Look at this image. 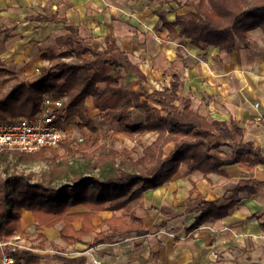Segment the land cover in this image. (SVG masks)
<instances>
[{
  "label": "trees",
  "instance_id": "obj_1",
  "mask_svg": "<svg viewBox=\"0 0 264 264\" xmlns=\"http://www.w3.org/2000/svg\"><path fill=\"white\" fill-rule=\"evenodd\" d=\"M178 5L192 11L186 17L177 16L174 24L164 25L196 47L205 45L231 54L238 43L249 47L251 31L264 30V0H186ZM39 20L62 23L67 35L43 55L49 65L36 80L0 65V123L39 114L45 98L50 97L63 102L57 122L67 124L75 119L81 135L65 137L58 148L35 154L0 153V242L26 238L22 229L25 211L32 212L39 230L63 223L61 238L66 242L90 235L99 213L124 211L123 216L114 215L106 222L108 229L97 236L96 245L140 226L133 212L144 193L168 182L183 165L207 176L226 166L240 165L253 171L264 163L262 150L245 141L243 123L210 120L198 114L190 101L179 96L177 77L170 86L152 93L125 88L122 81L126 77L133 76L141 83L146 77L111 38L105 39L104 48L95 49L67 19L52 16ZM89 99L106 128L117 126L109 133L130 139L155 133L157 138L140 155L135 149L114 148L107 142L110 136H101L90 117ZM169 146L172 150L167 153ZM28 160L43 162L48 168L40 174L14 173L16 164ZM201 203L202 218L194 228L209 216L227 215L235 206ZM76 207L85 211L73 213ZM37 240L42 242L34 248L43 249L45 237L38 235ZM13 256L15 264H42L41 254L28 249H18ZM58 260L73 264L69 259Z\"/></svg>",
  "mask_w": 264,
  "mask_h": 264
},
{
  "label": "crops",
  "instance_id": "obj_2",
  "mask_svg": "<svg viewBox=\"0 0 264 264\" xmlns=\"http://www.w3.org/2000/svg\"><path fill=\"white\" fill-rule=\"evenodd\" d=\"M185 2L0 0V62L27 76L37 73L46 64L43 55L67 35L62 23L39 18L67 19L92 47L102 49L111 38L139 67L145 82L129 76L122 81L125 88L152 93L177 77L179 96L190 101L194 111L210 120L243 123L245 141L264 154V30L251 31L249 47L238 43L231 54L193 46L164 25L192 11L178 5ZM87 104L94 112L92 99ZM171 150L169 146L166 152ZM201 201L235 206L194 228L202 218ZM84 211L76 207L73 213ZM133 214L140 226L96 245L94 240L108 229L106 222L124 211L99 213L94 231L81 241H64L63 223L39 230L30 211L22 214V229L26 239L34 240L32 246L42 242L38 235L45 237L44 248L36 249L42 264H63L58 258L73 264H264V163L253 171L226 166L207 176L183 165L168 182L146 191Z\"/></svg>",
  "mask_w": 264,
  "mask_h": 264
},
{
  "label": "built area",
  "instance_id": "obj_3",
  "mask_svg": "<svg viewBox=\"0 0 264 264\" xmlns=\"http://www.w3.org/2000/svg\"><path fill=\"white\" fill-rule=\"evenodd\" d=\"M62 108L61 100L54 101L46 97L39 114L29 118H19L8 124L0 123V153L8 150L35 154L45 148L59 147L65 139V131L60 122H57ZM18 249L30 248L23 247L13 238L1 241L0 264H15L13 254Z\"/></svg>",
  "mask_w": 264,
  "mask_h": 264
},
{
  "label": "rangeland",
  "instance_id": "obj_4",
  "mask_svg": "<svg viewBox=\"0 0 264 264\" xmlns=\"http://www.w3.org/2000/svg\"><path fill=\"white\" fill-rule=\"evenodd\" d=\"M97 49H100V48H97ZM0 65L4 66L1 62H0ZM48 65H49L48 62L46 61V64H45V66L43 68L48 67ZM7 68L8 69H12L9 66H7ZM43 68L41 67L37 73H34V74L30 75V76L25 75V73L16 71V69L15 70L12 69V70L16 71L22 77H26V78H28V80L33 81V80L37 79V77L39 76L40 71ZM2 80H3V78L0 77V90L2 88ZM92 111H94V112H91V113L89 112L90 117L95 120V122L97 123L98 127L100 128L101 136H104L105 134L107 136H110L111 139H108L107 142L110 145H112L114 148H116V149H119V150L124 149V148H126V149H135L136 152H137V155H140L142 153L143 148L148 146L149 143H151V141L154 140V138H155V136L151 135V134H145V135H142V136H137L136 138H133V139L127 138V137L122 136V135H116V134L113 135L112 133H109V131H111L112 129L113 130L116 129L117 126L114 125L112 129H110L109 127L106 128L105 124H103L102 121L97 118V114H96L97 112L95 111V109L93 110V108H92ZM60 124L62 125V128L65 131V137L67 139H75V138H79L80 137L81 129H79V127L77 126V124L75 122V119L70 120L67 124L64 123V122H60ZM56 148H58V147H56ZM47 149H54V148H47ZM59 152L61 154L63 153L62 150H60V149H59ZM37 153H39V152H37ZM47 168H48V166L46 164H44L43 162L36 161V160H28L25 163L16 164L15 170L17 172H14V173H16V174H24V175H29L31 173L40 174L41 172L47 170ZM13 239H15L16 242L20 243L23 247H29L30 248L29 250L34 251L35 253H37L36 249L34 248V246H32L34 240L31 241V239H26V238L20 239L19 237L18 238H13ZM17 239H19V240L17 241Z\"/></svg>",
  "mask_w": 264,
  "mask_h": 264
},
{
  "label": "water",
  "instance_id": "obj_5",
  "mask_svg": "<svg viewBox=\"0 0 264 264\" xmlns=\"http://www.w3.org/2000/svg\"><path fill=\"white\" fill-rule=\"evenodd\" d=\"M19 239H17V241H18Z\"/></svg>",
  "mask_w": 264,
  "mask_h": 264
}]
</instances>
